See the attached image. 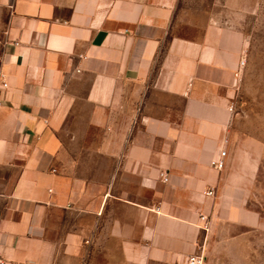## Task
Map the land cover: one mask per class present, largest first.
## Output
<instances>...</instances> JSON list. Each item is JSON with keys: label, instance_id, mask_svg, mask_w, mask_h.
<instances>
[{"label": "crops", "instance_id": "obj_1", "mask_svg": "<svg viewBox=\"0 0 264 264\" xmlns=\"http://www.w3.org/2000/svg\"><path fill=\"white\" fill-rule=\"evenodd\" d=\"M182 1L0 0V264H184L260 224L245 39Z\"/></svg>", "mask_w": 264, "mask_h": 264}, {"label": "rangeland", "instance_id": "obj_2", "mask_svg": "<svg viewBox=\"0 0 264 264\" xmlns=\"http://www.w3.org/2000/svg\"><path fill=\"white\" fill-rule=\"evenodd\" d=\"M212 6L245 39V65L236 101L241 115L235 146L254 158L246 207L258 213L256 227L217 224L206 242L205 264H264V0H184L182 11ZM199 13L197 14V16ZM247 192V191H246ZM204 245L202 244V247Z\"/></svg>", "mask_w": 264, "mask_h": 264}, {"label": "built area", "instance_id": "obj_3", "mask_svg": "<svg viewBox=\"0 0 264 264\" xmlns=\"http://www.w3.org/2000/svg\"><path fill=\"white\" fill-rule=\"evenodd\" d=\"M246 62V59H242L240 62L241 66H244ZM8 89V82L4 76L0 72V109L3 106V94L7 91ZM230 110H232V107H230ZM225 156V151L220 152V158L215 162V166L221 169L223 167V158ZM159 178L162 182L166 183L168 181L167 174L161 172L159 174ZM202 220H205V217H201ZM204 229L207 228V225L205 224ZM205 263V256L203 255V248L202 246H199L198 249L191 255L187 256L186 259L184 260V264H204Z\"/></svg>", "mask_w": 264, "mask_h": 264}]
</instances>
